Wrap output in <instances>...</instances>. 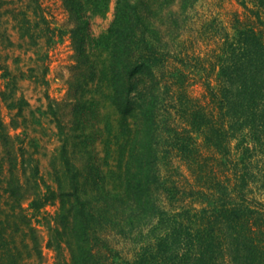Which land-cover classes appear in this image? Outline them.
Wrapping results in <instances>:
<instances>
[{
  "label": "trees",
  "instance_id": "1",
  "mask_svg": "<svg viewBox=\"0 0 264 264\" xmlns=\"http://www.w3.org/2000/svg\"><path fill=\"white\" fill-rule=\"evenodd\" d=\"M199 1L62 0L77 64L67 99L36 109L59 142L43 191L21 87L47 85L55 27L40 0H0V264L43 263L26 198L58 203V264H264V0H238L234 32Z\"/></svg>",
  "mask_w": 264,
  "mask_h": 264
},
{
  "label": "rangeland",
  "instance_id": "2",
  "mask_svg": "<svg viewBox=\"0 0 264 264\" xmlns=\"http://www.w3.org/2000/svg\"><path fill=\"white\" fill-rule=\"evenodd\" d=\"M114 1V0H113ZM46 10V15L50 19L53 27H55V43L48 49L49 70L46 75L47 85H40L33 81L22 82V91L30 101V108L26 112L28 115V121L26 126V133L28 136L34 138L38 142L39 150L35 151L34 157L37 158L40 169V182L42 190L45 191L46 185H54L52 168H51V155L55 151L58 145V139L56 136L55 123L50 116L38 112L36 109L41 108L43 111L47 108L48 100L45 97V92L48 93L51 99L59 103H63L68 96L69 84L75 73L76 54L73 48V42L71 37V24L69 22V15L66 8L63 5L62 0H40ZM198 8L206 13V15L216 16L220 22L230 32H234L232 28V16L236 10L243 12L245 8L238 0H200ZM114 2L111 4L109 12L103 17H94L93 19V33L97 37L103 35L107 27L110 25L113 19ZM193 51L197 54L201 52L199 45L194 47ZM9 52V51H8ZM11 53V51H10ZM19 53V52H17ZM24 55V61H28V56ZM31 64H36L35 61L29 60ZM9 63H12V58H9ZM192 84L190 85V92L193 95H201L204 92V73L194 71L190 75ZM6 79L2 77L0 71V89L4 87ZM35 112L34 117L31 116V112ZM2 114L6 123L9 125L11 133H22L24 128L12 129L11 121L14 115V111H10L5 105H2ZM66 121L71 119L68 112L61 114ZM39 118L40 123H36L35 119ZM61 118V116H60ZM19 118L18 120H20ZM34 149V148H33ZM45 185V186H44ZM23 207L26 213L32 219L34 225L38 229V234L41 238L42 249L44 253V259L42 264H58L62 260L67 261L68 251L62 247V249H56L50 243L52 234V228L55 225V215L58 207V203L51 201L48 202L42 209L37 211L31 205V199L23 200ZM119 245L118 247H122ZM123 254L131 258V254L126 250Z\"/></svg>",
  "mask_w": 264,
  "mask_h": 264
}]
</instances>
